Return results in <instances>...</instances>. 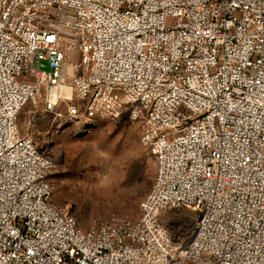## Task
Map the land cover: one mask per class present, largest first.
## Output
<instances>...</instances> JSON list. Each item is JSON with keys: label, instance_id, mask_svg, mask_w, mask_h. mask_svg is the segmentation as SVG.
Returning <instances> with one entry per match:
<instances>
[{"label": "built area", "instance_id": "built-area-1", "mask_svg": "<svg viewBox=\"0 0 264 264\" xmlns=\"http://www.w3.org/2000/svg\"><path fill=\"white\" fill-rule=\"evenodd\" d=\"M41 100L139 122L156 175L138 219L83 231L53 202L18 124ZM180 206L187 240L160 219ZM0 264H264V0H0Z\"/></svg>", "mask_w": 264, "mask_h": 264}, {"label": "rangeland", "instance_id": "rangeland-1", "mask_svg": "<svg viewBox=\"0 0 264 264\" xmlns=\"http://www.w3.org/2000/svg\"><path fill=\"white\" fill-rule=\"evenodd\" d=\"M42 100L28 103L19 115L22 136L54 165L53 202L73 215L86 231L91 220L111 215L139 218V204L150 191L156 161L140 142V124L126 114L84 122L66 120L67 103L44 113ZM160 219L175 239L193 233L197 212L187 207L163 211Z\"/></svg>", "mask_w": 264, "mask_h": 264}, {"label": "water", "instance_id": "water-1", "mask_svg": "<svg viewBox=\"0 0 264 264\" xmlns=\"http://www.w3.org/2000/svg\"><path fill=\"white\" fill-rule=\"evenodd\" d=\"M46 69H47V70H50V68H49L48 66L46 67Z\"/></svg>", "mask_w": 264, "mask_h": 264}]
</instances>
